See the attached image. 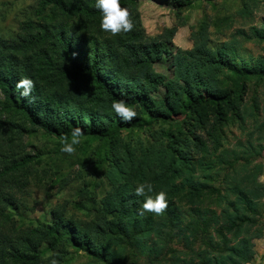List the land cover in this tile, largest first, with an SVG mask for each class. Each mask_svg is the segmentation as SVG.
<instances>
[{
  "label": "trees",
  "instance_id": "16d2710c",
  "mask_svg": "<svg viewBox=\"0 0 264 264\" xmlns=\"http://www.w3.org/2000/svg\"><path fill=\"white\" fill-rule=\"evenodd\" d=\"M31 1L32 16L0 38V264H48L50 253L71 264L69 249L86 255L83 264L250 263V238L263 234L264 58L236 47L263 43L264 30L235 29L211 48L209 28L226 36L233 16L205 14L166 76L154 64L176 27L147 35L141 0H119L133 28L116 35L100 29L95 0ZM159 1L176 15L203 3L216 10L214 0ZM252 10L244 2L236 12ZM23 76L34 82L25 98L15 87ZM113 99L137 116L121 120ZM230 125L244 137L233 146ZM73 128L82 131L76 151L61 152ZM38 133L51 147L27 150L24 138ZM65 168L89 179L72 201L29 216L32 186L61 189ZM143 181L167 193L161 215L142 212L133 189Z\"/></svg>",
  "mask_w": 264,
  "mask_h": 264
},
{
  "label": "rangeland",
  "instance_id": "374dc122",
  "mask_svg": "<svg viewBox=\"0 0 264 264\" xmlns=\"http://www.w3.org/2000/svg\"><path fill=\"white\" fill-rule=\"evenodd\" d=\"M250 4L253 8L252 15L249 18H241L237 14V10L243 5V3ZM216 6V10L212 8V4L203 3L199 7L184 10L179 15L173 10L171 2L163 3L159 0H141L139 3V12L141 17V23L147 35H155L160 33L164 28L172 26L176 27V32L172 37L171 45H165L158 52L159 60L154 64L157 72H160L166 76H171L172 72V56L176 49H190L192 47V41L190 39V32L196 29L199 21L203 15L214 17L217 13L226 16H233L231 22V28L226 29V36L218 35L214 31V27H210L209 31V46L211 48L216 47L219 42L224 41L228 36V33L235 29H243L248 31L250 26L262 28L264 30V0H214L213 3ZM35 4L31 0H0V38H8L15 34L20 21L25 20L32 16ZM236 53L240 57H263L264 58V42L256 43L249 42L244 43L240 47H236ZM205 73L203 70L202 76ZM201 83V78H197V84ZM156 86H151L152 93L161 92ZM195 90H199V87H195ZM260 92V91H259ZM262 98V97H261ZM264 108V99L261 103ZM262 118L264 119V111L262 112ZM244 140L241 133L237 129V126L230 125L226 128V143L228 146H233L237 139ZM27 143V150L35 151L36 149L48 148L51 145L47 142V139L41 133L27 138H24ZM264 145V144H263ZM256 162L262 164V173L258 177V181L264 185V149L260 151ZM65 165V163H62ZM70 169V167H69ZM67 168L63 169L64 172L69 174V181L61 189L58 187L53 190H46L44 187L32 186V195L26 198L28 205L34 206L32 212L28 213L29 216L34 218L43 214L44 210L47 213L49 206L61 202L64 200L72 201L75 198V193L78 188L83 184L84 180H88L86 172L77 174L76 168L73 172ZM264 209V196L261 199ZM263 234L260 237L250 238L252 249L254 251L253 259L248 264H264V212H263ZM68 258L71 264H83L87 262L86 255L83 253L68 250Z\"/></svg>",
  "mask_w": 264,
  "mask_h": 264
},
{
  "label": "clouds",
  "instance_id": "9594fccd",
  "mask_svg": "<svg viewBox=\"0 0 264 264\" xmlns=\"http://www.w3.org/2000/svg\"><path fill=\"white\" fill-rule=\"evenodd\" d=\"M95 8L100 12V29L112 35L121 32H128L133 28V23L129 18L127 8L121 7L119 0H95ZM21 98L29 97L34 87V82L27 76L21 77L15 85ZM111 112L125 122H130L137 116V111L123 99H113L110 104ZM82 131L80 128H73L70 142L61 141L60 151L72 154L76 151L74 145L79 144ZM133 194L137 197H144L141 203L142 212L161 215L167 207V193L164 190L153 194V186L149 181L138 183L133 189ZM53 257L48 260V264H59L55 253H50Z\"/></svg>",
  "mask_w": 264,
  "mask_h": 264
}]
</instances>
